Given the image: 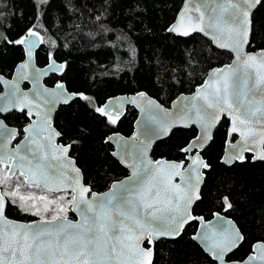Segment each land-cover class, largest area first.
<instances>
[{
  "label": "snow or ice",
  "instance_id": "6c2138e0",
  "mask_svg": "<svg viewBox=\"0 0 264 264\" xmlns=\"http://www.w3.org/2000/svg\"><path fill=\"white\" fill-rule=\"evenodd\" d=\"M125 2L128 19L142 15L137 11L141 0ZM51 3L52 0H0V85H6L10 90L9 95L0 96V100L5 101L0 104V137L8 143L18 135L23 137L15 149H9L7 143L0 142V165L9 173L8 176L0 173V221L9 223L8 229H0V264H154L153 257L162 254L157 251L158 246L178 243L193 224L197 231L192 239L203 246L198 256L206 253L211 257V264H264V240L249 245L246 257L235 259L236 253L248 243L243 230L233 225L231 219L226 221L227 227L221 225L218 228L202 214H197V209L206 200L218 205V210L213 213L217 221L223 219L221 213L230 214L237 207L233 199L236 194L234 185L209 187L207 182L212 165L206 162V154L215 143L221 119L230 115L231 128L239 125L238 129L226 132V137L231 135L234 140L238 133L242 138L239 143L227 141L231 150L227 156L221 157L220 162L229 170L237 164L247 163L245 153L254 151L244 147L249 137L255 138L254 133L245 135L249 122L264 126V0H227V6L221 8V13H228L229 20L223 19L221 24L219 20L210 18L209 30L199 27L216 42L215 33L226 32L229 43L221 38L216 46L233 52L234 61L231 65L205 70L209 76V80L202 82L205 86L217 75L231 74L222 89L226 94L225 109L219 121L204 120L193 111L188 113L187 119L180 115L176 120H164L156 129V138H168L180 128L192 133L176 146L177 159L165 161L173 169H179V174L171 181L179 187L171 192L165 188V176L149 175L154 169L161 168L160 161L153 163L148 158L149 146L142 145L140 164L135 162V158L129 160L121 151L112 150L114 146L119 149L122 142L117 126L122 121L126 105H137L143 112L144 108L138 101L145 99V93L135 90L130 99L102 102L87 88L69 86L66 77L71 70V62L58 56L55 42L50 41L47 50L40 49L44 43L41 33L50 31L45 18L49 15ZM63 3L67 9L72 0H63ZM113 6L114 0H107L104 9L108 11ZM200 18L203 19V13ZM165 31L171 34L177 29L168 25ZM178 35L188 36L189 32H178ZM41 52L44 53V68L35 71ZM193 58L194 54L190 55L189 59ZM183 63L195 71L187 60ZM250 69L255 74L251 87ZM9 71L14 73L10 80L5 78ZM237 74L240 83L233 89L231 77ZM40 77L51 79V85L41 88ZM23 81H31V95L35 100L29 98V92L21 89ZM196 91L203 93L206 87ZM194 98L204 101L217 99L199 95ZM147 102L150 105L155 103L152 100ZM253 104L256 106L252 107ZM57 106L65 113L64 124L53 123V110ZM76 107L79 112L73 117ZM155 108L164 117L168 115L162 105L155 104ZM10 116L23 117L28 121L27 126H21L19 132L10 128L6 123ZM83 117L95 122L97 129H104L98 139H93L92 125L83 122ZM155 117L149 113L150 121ZM260 136L264 137V131ZM93 143L99 152L104 153L103 157L95 156L99 168L94 174L80 166V156L77 155L87 151ZM254 159L264 162V151ZM110 162L132 168L129 181L145 174L148 178L139 187L127 182H114L109 191L98 194L93 189L99 182L103 181L105 187L108 186ZM50 169L55 170L54 177L50 175ZM16 171H19V177L11 178V173ZM176 176L181 178L182 184L173 183ZM23 185L43 187L53 194L68 192L70 199L55 195L51 199L47 195L37 196L22 190ZM37 201H42L43 206ZM13 208L32 216L55 214L51 215L50 221L43 220L48 227H34L31 223L8 222L7 214ZM69 209L79 212V222L68 221ZM54 221L61 222L52 226ZM117 231L119 235H114Z\"/></svg>",
  "mask_w": 264,
  "mask_h": 264
},
{
  "label": "trees",
  "instance_id": "16d2710c",
  "mask_svg": "<svg viewBox=\"0 0 264 264\" xmlns=\"http://www.w3.org/2000/svg\"><path fill=\"white\" fill-rule=\"evenodd\" d=\"M182 2L141 0L137 11L142 15L128 19L125 0H114V6L108 11L104 9L107 0H72V5L67 9L63 0H52L49 15L45 18L50 31L41 33L44 43L40 49L47 50L48 43L55 42L58 56L71 62V70L66 77L69 86L87 88L102 102L116 95H130L140 90L168 107L179 94H189L200 85L206 76L205 70L231 60L230 54L216 50L198 34L179 38L165 31L166 26L174 21ZM121 8H124L123 13ZM192 54L194 58L189 59ZM40 55L36 64L43 67L44 53ZM186 60L195 68L194 72L183 63ZM11 74V71L6 72L5 77L9 78ZM181 80L183 83H180ZM51 83L49 78L44 80L46 86ZM169 84L175 86L169 87ZM78 112L79 108H74L73 117ZM64 116V111L59 109L55 114V123L64 124ZM135 118V110H126L117 131L129 136ZM26 121L23 117L17 119L10 116L6 123L21 128ZM83 122L92 125L94 140L104 131L97 129L95 122L88 117H83ZM227 126L226 120L220 123L215 143L206 154V161L212 165L207 182L209 187L219 184L235 186L233 199L237 204L236 210L221 214L231 218L248 237V243L236 253L235 259H239L248 255L249 245L264 240V162L252 163L246 155L248 162L237 164L231 170L220 164ZM191 134L187 129L175 130L174 135L155 144L151 158L176 160V146ZM97 154L101 157L104 155L94 143L87 151L77 153L80 166L94 174L99 168L95 159ZM110 163L108 186L105 187V182L101 181L94 187L95 192L105 191L112 182L125 175V170L119 164ZM217 210L218 205L206 200L197 209V214H202L208 220ZM10 212L18 214L22 211L13 208ZM68 216L73 219L71 212ZM28 220H32V217ZM195 229V224L187 228V233L178 243L159 245L157 251L162 254L153 257L154 264H211L204 253L198 256L202 250L190 238Z\"/></svg>",
  "mask_w": 264,
  "mask_h": 264
},
{
  "label": "water",
  "instance_id": "95a60500",
  "mask_svg": "<svg viewBox=\"0 0 264 264\" xmlns=\"http://www.w3.org/2000/svg\"><path fill=\"white\" fill-rule=\"evenodd\" d=\"M223 6H227V0H183L175 18H174V21L170 24V25H173L174 27H176V29H177V32L171 33V35H173L175 37H179V38H189L194 34H198L201 37H203L205 40H207L212 45V47L215 48L216 50L230 54L231 60L229 63L224 64V65L219 66V67H214V68H220V67H224V66L233 64L235 54L233 52H231L229 49H221V48L216 46V43L219 42V39H221V38L224 39L226 44L229 43V41L227 40V33L226 32L225 33H215L217 35V42H216L215 40L212 39L211 35L206 36L204 31H200L199 27L202 26L205 30H209L208 25L210 22V18L219 20L221 24L224 23L223 19L229 20L230 17H229L228 13H221V8ZM197 8L200 9L199 12L196 11ZM213 9H215V11H213ZM201 13H203V19L202 20L200 18ZM194 28H196L197 30H193ZM182 31H188L189 35L188 36L178 35V32H182ZM221 31H223V29H221ZM233 39H234V37H233ZM42 68H44V66L39 67L35 63V69H34L35 71H39ZM214 68H212V69H214ZM217 71H219V70H217ZM249 72L252 74L251 78L249 80V87H251L255 82V74H254L253 69H250ZM230 76H231L230 73L225 72L224 75H217V78L215 80H213L211 83L207 84L206 86L203 83H201L200 85L195 87L191 93L179 94L176 98H174L172 100V102L170 103V105L168 107H165L162 105V107L167 109V111H168V115L166 117H164L163 114L160 113L155 108V104H160V103L144 92L145 93V99L143 101H138V103H140L142 105V107L144 108L143 112L141 111V107H138L137 105H132V104L126 105V107L124 109V115L126 113V109L131 107L132 109H134L137 112V117L133 123V130H132L131 134L129 136H124V135L119 133L120 137H122L121 145H120L119 149H117L114 146L113 150L121 151L122 154L126 155L129 160H132L133 158H135V162L137 164H140L141 160L143 159V157L141 156L140 149H141L142 145H144V144H145V147L149 146V151L147 154L148 158H150L153 163H155L156 161H160V164H161L160 169H154L153 172L149 173V175L162 174L163 176L166 177L165 188H167L170 192L174 191L176 188L179 187V185H173L171 181H172L173 176L179 174V169L178 168L173 169L170 165L166 164L165 161L174 162L175 160H167L165 158L153 160L151 158V152H152L155 144L160 142V141L167 139V138H162V137L156 138V136H155L156 129H157V127H159L160 125L163 124L164 120H176L177 117L180 115H183V118L187 119L188 113L193 112V111L199 113L201 118L204 120L212 119L215 121H219L220 116L225 109L224 97L226 94L222 92V89L224 88L225 84L228 82ZM238 76H239V74L231 77V84L233 86V89H235L239 86L240 80L238 79ZM5 78L9 79V80L14 78V73H12L9 78L8 77H5ZM46 78H48V77H40L39 78L41 88L49 87V86H46L44 84V80ZM207 80H209L208 75L205 76L203 82L207 81ZM20 86H21V89L23 91L30 93V95H29L30 99L35 100V97H33L31 95V90L33 88L31 81H23V82H21ZM24 86H26V87L24 88ZM0 87H1L0 96H6V95L10 94V90L7 88L6 85H0ZM200 87H206V91L203 93H197L196 90H197V88H200ZM196 95L209 96V97L215 96V97H217V99L215 101H213L211 99H209L208 101L197 100L194 98ZM132 96H133V94L116 95V96L108 98L106 101L112 100L115 102H119L121 100L130 99V98H132ZM257 99H259V97H257ZM148 100H152L155 103L150 105L147 102ZM4 102H5L4 100H0V104H3ZM188 105H191V107H188ZM255 106H256V104L252 105V107H255ZM244 107H245V109H247L248 105L245 104ZM58 109H59V106H57V108L53 110V116L58 111ZM149 113L156 115V117L151 121L149 119ZM33 118H35V117H33ZM222 119H225L228 122L227 131H226L227 133H230L234 128L235 129L239 128L238 124L234 125L233 128H231L232 121H231L230 115L224 116ZM10 128H13V127H10ZM180 129H183V128H180ZM261 131H264V126H262L259 123H255L254 121L249 122V125L247 126L246 131H245L246 136L253 134V133L255 134V138L249 137L247 142L244 144V147L254 149V151H250V152L245 153V155H248L250 157V161L252 163L261 162L259 160L254 159V157L257 156L259 154V152L264 151V137L260 136ZM17 137L15 139H17ZM15 139H12L11 142L8 143L7 141L4 140L3 137H0V142L7 143V147L9 149H15L18 145H20L23 138L21 140H19L16 145L12 146ZM241 139L242 138L239 136L238 133L236 134L234 140H233V137L231 135L227 136L225 143H224V147H223L221 157L227 156L229 151L231 150V145L227 142L228 140H233V143H239L241 141ZM220 161H221V158H220L219 162ZM50 162L53 164L55 163L54 161H50ZM149 162L150 161H146V163H149ZM220 164H221V162H220ZM120 166L122 168H124L128 172L129 175L118 180V181H114V182H127L129 185H131L133 187H139L140 184L148 178L147 175L145 174V175H141L138 177H134V178H132L131 181H129V177H132V168L125 167L123 165H120ZM0 168L5 169L3 165H0ZM49 172H50V175H52L53 177L55 176V170L54 169H50ZM17 174H19V171L11 173V178H13ZM8 175H9V173L6 171V176H8ZM114 182H112V183H114ZM173 183L182 184L181 178L179 176L174 177ZM110 188H111V184L109 185V187L105 191L100 192V193L97 192V193L102 194L104 192L109 191ZM41 189L53 194L48 189H45L43 187H41ZM60 193H64V192H57L54 194H60ZM88 198H90V197H88ZM83 207L84 206L81 205V208H83ZM70 212L74 216V219L72 220V219L67 218L68 221L73 222V223L79 222L80 221L79 212H73L71 210H70ZM221 216L223 217V219L221 221H217L215 215H212V217L210 219H208L207 221H210L214 225H217L218 228L221 225L223 227H227L226 221L228 219H231V218H229L223 214H221ZM7 220H8V222L14 223V224H29V223H31V224H33L34 227H36L38 225L44 226V227L49 226L47 224H43V220H40V219L32 221V222H23V221H17V220L9 219L7 217ZM48 221H50V220H48ZM231 221H232L233 225L237 226L236 223L232 219H231ZM60 222L61 221H54V222H52V226H55ZM8 228H9V223H5L4 221H0V229H8ZM196 231H197V226H196L195 232ZM114 235H119V232L118 231L115 232ZM192 236L193 235H191V237H190L191 240L202 250L203 246L200 244V242L198 240H193ZM257 242H254L253 244H255ZM118 247H119V245H118ZM204 254L211 260L210 256H208L206 253H204Z\"/></svg>",
  "mask_w": 264,
  "mask_h": 264
},
{
  "label": "flooded vegetation",
  "instance_id": "af4514ba",
  "mask_svg": "<svg viewBox=\"0 0 264 264\" xmlns=\"http://www.w3.org/2000/svg\"><path fill=\"white\" fill-rule=\"evenodd\" d=\"M129 108H131V107H129ZM129 108H127L126 110H128ZM59 110V109H58ZM134 110V109H133ZM58 112V111H57ZM56 112V113H57ZM136 112V111H135ZM55 113V114H56ZM54 117H55V115H54ZM136 117H137V112H136ZM136 119V118H135ZM55 120L56 119H54V125H55ZM223 120H225V119H222L221 120V122L223 121ZM220 122V123H221ZM227 122V121H226ZM27 123H28V121H26V123L25 124H22V126H26L27 125ZM228 123V122H227ZM9 127H13V128H16L17 129V131L19 132L20 131V129L21 128H19V127H14V126H10L9 125ZM23 137L22 136H20V135H18V137H17V139H15V141H14V143H13V145L12 146H14V145H16L17 143H18V141L19 140H21ZM57 142H59V141H57ZM113 150V149H112ZM154 160V159H153ZM124 169V168H123ZM3 170H6V169H3ZM125 170V169H124ZM7 171V170H6ZM129 174H128V172L125 170V175L124 176H122L120 179H122V178H124V177H126V176H128ZM119 179V180H120ZM116 181H118V180H116ZM27 187H33V188H36V187H34V186H28V185H26ZM40 190H41V188H39ZM43 190V189H42ZM11 216V217H10ZM7 217H9V219H13V220H17V221H23V222H32V221H35V220H39V218H35V216H32V215H29V214H26V213H24V212H21V213H18V214H13V213H11V212H9V214H7ZM14 217V218H13ZM30 217H32V220H28ZM67 218H69V216H67ZM69 219H71V218H69ZM73 219H74V216H73ZM72 219V220H73ZM40 220H49V219H40Z\"/></svg>",
  "mask_w": 264,
  "mask_h": 264
},
{
  "label": "rangeland",
  "instance_id": "374dc122",
  "mask_svg": "<svg viewBox=\"0 0 264 264\" xmlns=\"http://www.w3.org/2000/svg\"><path fill=\"white\" fill-rule=\"evenodd\" d=\"M0 173H2L4 176H6V170H3L0 168ZM19 177V174L15 175L13 177V179L15 178H18ZM22 190H26L27 192H31V193H35L37 196L39 195H47L50 199L53 197V195L47 191H44V190H40L39 188H33V187H27L26 185H23L22 186ZM55 196L59 197V196H64L66 197L67 199H70V195L69 193L67 192H64V193H60V194H54ZM37 203H39L41 206H43V202L42 201H37ZM70 212V209L69 211H67V216H68V213ZM55 214L54 212H49V213H42L41 216H35L36 218H39V219H49L51 220V215ZM63 215V214H61Z\"/></svg>",
  "mask_w": 264,
  "mask_h": 264
}]
</instances>
